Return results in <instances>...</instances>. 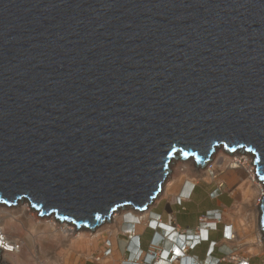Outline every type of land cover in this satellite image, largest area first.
<instances>
[{
  "label": "water",
  "instance_id": "1",
  "mask_svg": "<svg viewBox=\"0 0 264 264\" xmlns=\"http://www.w3.org/2000/svg\"><path fill=\"white\" fill-rule=\"evenodd\" d=\"M222 146L264 183V0H0V203L95 230Z\"/></svg>",
  "mask_w": 264,
  "mask_h": 264
},
{
  "label": "bare ground",
  "instance_id": "2",
  "mask_svg": "<svg viewBox=\"0 0 264 264\" xmlns=\"http://www.w3.org/2000/svg\"><path fill=\"white\" fill-rule=\"evenodd\" d=\"M221 155L220 156L223 158L215 162L216 164L213 162V166L211 167L210 162L208 166L205 167L202 176L209 181L216 178L220 183H227L229 186L236 184L235 191L233 192H241L242 202L235 204L236 206L234 210H232L233 216H237L238 218V222L236 221L237 224H235V238L233 241L240 245L250 244L252 247L256 245L251 251L261 249L264 244L260 241L259 237L248 238L245 243L241 240L243 239V234H246L247 231H250L255 226H258L257 229L259 231V210L256 211V209H254L256 212L253 213L252 211L248 213L249 210L247 211L246 208L248 205L251 207L257 205L259 207L261 198L264 196V183L260 182L256 176L257 166L254 163L255 157L253 154H250L243 158L239 152L234 156L225 155L224 152H221ZM175 161L176 160L173 159L170 164L171 174L163 184L162 192L158 195L156 200H154L152 205L147 207L148 210L146 213L145 211H137L134 208L131 209V211L134 212L138 218H142L143 221L146 220L151 207L157 203L156 201H158L162 195L176 191L177 185L182 183L187 176H190L189 172L196 174L197 169H200L199 167L202 166V168H204L203 165H199L193 158L188 160L180 158L178 160V173L174 174L172 170L174 169L173 172H176L177 169H175L172 164ZM192 164L194 169L191 167ZM198 171L200 172L203 170ZM25 202L27 203L26 206ZM28 202L29 200L27 201L25 199L18 200L12 205L14 207L15 205L17 206L12 209H9L8 206H3V203L0 204V251L2 254V261L5 264L10 261H12L13 264H29L26 258L19 255H23L24 253H27L28 257L32 258L34 264H69L70 259L76 258L77 249L86 246L90 247L94 241H99L103 235V233L98 230L97 232H92L94 230L84 228L78 229L75 224L69 225V223L61 222L59 219L56 220L54 214L50 216L43 215L45 216L44 218H39V214L37 213V218L32 220L31 215H33L34 211L31 209L30 202ZM129 209L130 207L127 206L122 207L112 215V221L116 222V229L109 231V234L112 233L110 238L116 236L120 230V220H118L120 216H122L120 214L123 211H129ZM255 215H257L258 218L257 222H255ZM21 220L24 222L22 223ZM107 221L108 219L104 223ZM17 223L22 224L19 231L16 226ZM252 224L255 226L252 227ZM9 229L13 230V237L7 236ZM112 248L114 253L113 243ZM59 249L61 250L60 253L58 252ZM50 250L52 252L48 255L47 251L50 252ZM113 253L111 255H113ZM95 254L92 256L95 257ZM14 255L16 259L14 258V260H12L11 258ZM111 255L106 256L100 253L98 257L105 259Z\"/></svg>",
  "mask_w": 264,
  "mask_h": 264
},
{
  "label": "crops",
  "instance_id": "3",
  "mask_svg": "<svg viewBox=\"0 0 264 264\" xmlns=\"http://www.w3.org/2000/svg\"><path fill=\"white\" fill-rule=\"evenodd\" d=\"M217 183H194L186 181L175 194H166L164 198H160L155 203L146 220L143 223L127 224L122 227L124 221L120 223L118 234L110 238L113 243L114 253L110 257H106L101 262H96L93 259L87 260L85 264H122L125 258V248L129 245L128 236L134 237L132 246L136 244L143 250H147L153 239L159 240L161 236L166 235L171 227H175L179 232L189 233V238L193 237V233L199 227L201 218L204 215L215 216L221 214L225 225L220 226L218 232H211L212 240H221L223 238L225 226L233 225L227 221L230 210L236 206V201L232 196L224 191H216ZM148 209L145 210V213ZM136 215L135 213H132ZM133 222V221H132ZM158 222V223H157ZM158 226V233L156 229ZM235 229V225H233ZM235 232V231H234ZM240 245L234 241H220V246L217 248L215 256L222 255L225 252H230L234 246ZM241 253L243 257H248L249 264H264V246L261 251L253 252L256 245L241 244ZM209 245L204 243L196 250L192 251V257L199 258V261L206 264H213V260L207 258ZM132 250H134L132 248ZM156 264H169L164 260L158 261ZM232 264V263H222Z\"/></svg>",
  "mask_w": 264,
  "mask_h": 264
},
{
  "label": "built area",
  "instance_id": "4",
  "mask_svg": "<svg viewBox=\"0 0 264 264\" xmlns=\"http://www.w3.org/2000/svg\"><path fill=\"white\" fill-rule=\"evenodd\" d=\"M215 177V176H212ZM213 182L217 183L218 189L216 191H222L224 184L213 178ZM142 218H137L135 223H143ZM158 223V222H157ZM225 225L223 216L221 214L211 216L204 215L201 218V222L196 231L192 234L194 239L190 240L189 233L179 232L175 227H171L166 235L160 237L159 240L153 239L149 248L145 251L140 246H132L134 242L133 236H128L129 245L125 248V258L122 264H156L160 260H164L169 264H206L199 261V258L192 257L190 253L196 250L199 246L204 243H208L209 248L207 251V258L213 260V264L232 263V264H249L248 257H243L241 253V245L234 246V249L229 252L228 255L223 253L221 256L216 257L215 253L217 248L220 246V241H232L235 238V232L233 225L225 226L223 238L221 240H212L210 238L211 232H218L220 226ZM157 225L154 229L158 233ZM260 241L264 244L263 235L260 231L257 232V236ZM132 248L134 250H132ZM102 255L109 256L113 253L112 243L110 239L106 240L102 245ZM96 262H101L103 258L92 257Z\"/></svg>",
  "mask_w": 264,
  "mask_h": 264
},
{
  "label": "rangeland",
  "instance_id": "5",
  "mask_svg": "<svg viewBox=\"0 0 264 264\" xmlns=\"http://www.w3.org/2000/svg\"><path fill=\"white\" fill-rule=\"evenodd\" d=\"M221 152H224V154L225 155H232V156H234V155H236V153H240L241 155H242V157L244 158V157H246V156H248V155H250L251 153H248V152H245V151H241V150H238L236 153H234V154H230L228 151H227V149H226V146H222V147H220L219 149H218V151H216L215 152V154H214V156L211 158V167L213 166V162L215 163V162H217V161H219L220 159H222L223 157H221L222 155H221ZM219 153H220V155H219ZM217 154H218V156H217ZM224 156V155H223ZM216 158V159H215ZM216 164V163H215ZM173 167L175 168V169H177L176 170V172H173V170H172V173H174V174H177L178 172V166H179V162L178 161H175L173 164ZM209 165V166H210ZM208 166V165H207ZM206 166V167H207ZM191 167H192V169H194V167H193V164L191 165ZM210 167V168H211ZM200 169H197V171H196V174H193L192 172H189V174H190V176H187L185 179H184V181L182 182V183H180V184H178L177 185V188H176V191H174L173 193H171V194H175L176 192H178V190H179V188L186 182V181H191V182H194V183H201V184H205V183H210V182H212V183H215V182H213V181H209V180H206L205 179V177L204 176H202L203 175V173H204V169H205V167L204 168H202V166L201 167H199ZM198 170H203V171H198ZM174 176V175H173ZM206 181H205V180ZM235 188H236V184H234V185H232V186H229L227 183H225L224 184V186H223V188H222V191H224L225 193H228V194H230L231 196H232V198H234V200L236 201V203L235 204H239V203H241L242 202V195H240L241 194V192L240 191H237L236 193H234L233 191H235ZM166 195H162V197L161 198H164ZM255 198V197H254ZM25 200H27L28 201V199H25ZM254 201H257V200H255V199H253ZM21 203H22V201H21ZM29 203V202H28ZM1 204V203H0ZM17 204H19V203H17ZM3 206H8L7 204H5V203H3L2 204ZM27 205V203L25 202V206ZM30 205V204H29ZM17 205H15V207H16ZM244 206H246V205H244ZM14 206H8V208L9 209H12V208H15ZM133 207H131L130 206V209H129V211H123L120 215H122V216H120V218L118 219V220H120L119 221V224L121 223V221L123 220L124 221V223H123V225H122V227L123 226H125V225H127V224H132L131 222L133 221V222H137V218H138V216H136V215H134V214H132V213H134V212H132L131 211V209H132ZM246 208H247V211H248V213H251L252 211H253V213L254 212H256L257 210H258V206L256 205V206H254V207H251L250 205H248V207L246 206ZM31 209L34 211V213H33V215H31L32 216V220L33 219H35V218H37V216H36V214L38 213L39 214V218H44L45 216H43V215H41L40 214V212H38V211H36L32 206H31ZM254 209H256V211H254ZM232 210H234L233 208L230 210V214H229V217L228 216H226V218H227V221H229L231 224H233V225H235V224H237L236 223V221L238 222V218H237V216H233L234 214L232 213ZM249 216V215H248ZM125 218V219H124ZM31 219V218H30ZM56 220H58L57 218H56ZM258 221V218H257V215H255V222H257ZM21 222L23 223L24 221L23 220H21ZM116 222L115 221H112V218H111V220H108L106 223H104L102 226H100L99 228H97V229H95L94 231H92V232H97V230L98 231H101L102 233H103V235H102V237L99 239V241H94V243L89 247V246H86V247H84V248H79V249H77L76 250V258H74V259H70V263L69 264H85L86 263V261L87 260H90V259H92V257H94V256H92V255H94L95 253V256L96 255H98V254H100V252L102 251V245H103V243H105L106 242V240H108L109 238H110V235L112 234V233H110L109 234V231H111V230H115L116 229V224H115ZM68 224V223H67ZM70 225V224H69ZM253 225V224H252ZM17 228H18V231L20 230V228L22 227V224H20V223H17ZM255 225H253L252 227H254ZM258 226H255L254 228H252L250 231H247L246 232V234H243V239H241L242 241H243V243H245L247 240H248V238L249 239H251V238H256V236H257V232H258ZM15 232V231H14ZM12 235V236H11ZM7 236L8 237H13L14 236V233H13V230H8V233H7ZM247 239V240H246ZM258 251H261V249H258V250H255V251H253L254 253L255 252H257L258 253ZM23 252V251H22ZM52 251L50 250V252H48L47 251V253H48V255L51 253ZM58 252L60 253L61 252V250L59 249L58 250ZM65 252V251H64ZM225 254L226 255H228L229 254V252H225ZM21 257H24V258H26L28 261H29V264H34V262H33V260H32V258L31 257H28V254L27 253H24L23 255H21V254H19ZM218 256H220V255H218ZM14 258L16 259V257H15V255L14 256H12V260H14ZM61 263V262H60ZM6 264H13V262L12 261H10L9 263H6Z\"/></svg>",
  "mask_w": 264,
  "mask_h": 264
},
{
  "label": "clouds",
  "instance_id": "6",
  "mask_svg": "<svg viewBox=\"0 0 264 264\" xmlns=\"http://www.w3.org/2000/svg\"><path fill=\"white\" fill-rule=\"evenodd\" d=\"M193 239H194V237L191 238V240H193Z\"/></svg>",
  "mask_w": 264,
  "mask_h": 264
}]
</instances>
